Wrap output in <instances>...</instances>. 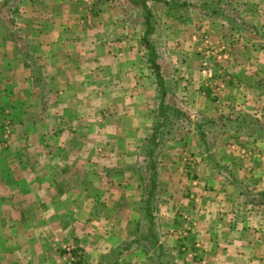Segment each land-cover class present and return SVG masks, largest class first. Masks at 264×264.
<instances>
[{"label": "crops", "instance_id": "crops-1", "mask_svg": "<svg viewBox=\"0 0 264 264\" xmlns=\"http://www.w3.org/2000/svg\"><path fill=\"white\" fill-rule=\"evenodd\" d=\"M184 1L119 0L88 15V0H0V264H154L131 242L163 121L158 81L185 116L157 132L166 264H264V51L231 41L232 81L215 92L214 60L199 66L177 14L206 0ZM243 1L264 41V0ZM144 6L167 46L159 79L141 40Z\"/></svg>", "mask_w": 264, "mask_h": 264}, {"label": "rangeland", "instance_id": "rangeland-1", "mask_svg": "<svg viewBox=\"0 0 264 264\" xmlns=\"http://www.w3.org/2000/svg\"><path fill=\"white\" fill-rule=\"evenodd\" d=\"M88 1L91 8L90 13L88 12V15H93L99 13V10L102 9L103 6L110 7L114 3V1L119 0ZM183 1L184 0H180V2ZM230 1H232V4H230ZM229 2L223 5L216 1L212 2V0H206L202 5H200V3L198 2V5L195 6L200 7L201 10H198V8L189 7L188 9L182 8L183 10L181 12H177V14H179L181 18V20L179 21V24H181L179 26V28H181L179 29L180 34L183 35H181L180 38L185 40L186 37L193 35V39L190 38V41L188 40L189 42L185 44L188 47L192 48L193 52L196 50L197 55L200 58L199 66L209 71V65L206 63L208 62L209 58H212L214 60L211 61V65L214 69L210 70V83H215V88H218L214 90L215 92H219V90L223 92L224 88L226 87L225 89L227 90V88L231 84V77L225 72V70L228 67V63L230 62V56L232 54V44L239 45L238 43H241L240 45L245 47V44L249 43L250 45H252V47H254V50H256L255 48L257 46L261 47V51H264V47L261 46V44L264 45V41L260 39L261 37L259 31L257 30L258 28H256L254 25L255 14H253L254 12L252 13V11L250 12L249 10V7L253 3H245L243 0H241V2H239V0H229ZM105 13L108 17H110V14L115 15L113 9L106 10ZM192 13H194L195 15H192ZM260 15L262 14L259 13L258 16L260 17ZM186 19L190 20V22H187L188 24L185 22ZM210 23H217V25L210 27ZM156 29L157 27L154 26L153 33L149 36V42L153 46L155 52L159 51V54L160 52L165 53L164 49L166 50L167 46L164 47L162 45V42H159L162 38L160 34H157ZM235 29L238 31H235ZM215 30L218 31V34L214 32ZM231 41H233L232 44ZM260 41L262 43H260ZM173 45L169 44V47L172 48ZM160 47H163L164 49L161 48L160 50ZM147 51L150 52V49H147ZM204 61L206 63H203V65H201V63ZM215 92L214 94L215 96H217V93ZM155 119H157V116ZM251 120L253 121V119ZM7 124L8 123H6V125ZM6 125L4 126L3 133L4 135L9 136L13 128L12 123L8 125V127H10L9 130L5 129ZM184 125L187 126L186 122H184ZM168 129H170L169 124L165 125L162 132L167 131L169 133ZM168 133H163L162 135H166ZM248 140H251V138ZM147 147L148 145L145 144L142 150L145 151ZM246 154L247 157H250L252 154V151L249 149V147ZM245 164L250 167L248 161H246ZM244 185L246 186V189L249 190L251 198L254 199L256 197V193L254 191L253 183H244ZM156 253L157 251L155 250L153 252H150L149 254L155 255ZM151 255H149V257ZM139 259L142 260L141 258ZM163 259L169 263L172 262V258L168 254L167 256H164Z\"/></svg>", "mask_w": 264, "mask_h": 264}, {"label": "trees", "instance_id": "trees-1", "mask_svg": "<svg viewBox=\"0 0 264 264\" xmlns=\"http://www.w3.org/2000/svg\"><path fill=\"white\" fill-rule=\"evenodd\" d=\"M144 11L146 13L145 15V22H144V30L143 34L141 36L142 43L144 44V47L147 51V49H150V52L147 51L148 53V62L150 63V67L153 70V73L156 78L159 79V73H158V66L155 63V57H156V52L154 51L153 46L149 42V36L153 33L154 30V22L152 21V16L149 13V10L144 6ZM158 90H159V95H158V115L159 117H162L163 121L158 124L157 128L155 129L157 132L158 130L162 127L163 124L166 125V119H175L180 120L185 118L184 114L178 110L177 108L165 104L164 102V97H165V88L163 86V83L158 81ZM157 132H154L149 140V150L146 154V159H147V164L144 166L145 170L147 173H149L148 177V182L149 184L147 185L148 192H147V198L144 200V205H142V212L144 214V218L140 225L142 226V233L140 236H136L132 240V244H136L138 246H141L142 249H144L145 253H150L153 251H157L155 255L150 256V260L154 264H166L169 263L165 261L163 258L164 256H167V254L164 252L163 248L161 246L157 245V235L154 230V209H155V189L158 186L157 182L155 181L156 177V165H157V156H158V151H159V146L161 145V138L159 136V133L157 135ZM159 139V141H156V139ZM139 228V225H138ZM147 243V244H146ZM155 245H157L155 247ZM129 246H126L125 248H128ZM156 248L155 250L152 248Z\"/></svg>", "mask_w": 264, "mask_h": 264}, {"label": "built area", "instance_id": "built-area-1", "mask_svg": "<svg viewBox=\"0 0 264 264\" xmlns=\"http://www.w3.org/2000/svg\"><path fill=\"white\" fill-rule=\"evenodd\" d=\"M8 125H9V124H7L6 127H5L6 130H9V129H10V127H8ZM77 255H78V254H77ZM78 256H79V255H78Z\"/></svg>", "mask_w": 264, "mask_h": 264}]
</instances>
